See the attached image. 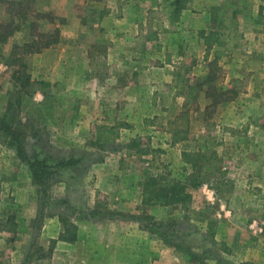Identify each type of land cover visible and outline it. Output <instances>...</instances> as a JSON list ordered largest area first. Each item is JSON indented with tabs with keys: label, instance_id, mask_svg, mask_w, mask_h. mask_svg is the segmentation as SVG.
<instances>
[{
	"label": "rangeland",
	"instance_id": "rangeland-1",
	"mask_svg": "<svg viewBox=\"0 0 264 264\" xmlns=\"http://www.w3.org/2000/svg\"><path fill=\"white\" fill-rule=\"evenodd\" d=\"M2 23L0 264H264V0H0ZM181 70L204 81L190 104ZM151 176L186 183L190 209L145 204Z\"/></svg>",
	"mask_w": 264,
	"mask_h": 264
},
{
	"label": "trees",
	"instance_id": "trees-1",
	"mask_svg": "<svg viewBox=\"0 0 264 264\" xmlns=\"http://www.w3.org/2000/svg\"><path fill=\"white\" fill-rule=\"evenodd\" d=\"M177 3H179V0H175ZM25 17V16H20ZM36 23L33 22L32 26L35 28ZM17 30V28L13 27L11 23H2L0 25V41H6L10 36L13 35V33ZM42 36H45V34H41ZM40 35V36H41ZM60 41V35L57 29L54 30L53 33L49 34L46 41L40 40V37L36 40H32V42L29 43V49L28 51H36L39 52L41 49L49 47L53 43H57ZM26 46V45H25ZM177 77H175V82H177V87L180 90L179 94H183L185 96L186 104H190L192 101V98L196 97L197 91L201 90L202 85H204V81L195 84H188V78L183 76V70L180 72H177ZM208 81H210V77L208 78ZM38 85H44L49 86V82L45 81H37L35 82ZM183 83V85H182ZM187 89V90H186ZM221 94V93H220ZM206 96H208V92H206ZM218 103V102H216ZM170 134H171V141L172 144L186 141L190 137V117L188 115L179 117V119L170 120L168 122ZM13 133V132H12ZM97 140L99 143L107 144L111 141H113L117 137L116 127H103L97 130ZM13 143V142H11ZM19 151L23 152L21 148H18ZM149 151H152L149 148L139 149L137 151V154H146L149 153ZM188 155V154H184ZM70 163V162H69ZM37 165H41L37 162H30V166L33 168L35 179H39L40 181V175L36 172L35 168ZM162 178V176H161ZM160 178V179H161ZM162 180V179H161ZM163 181V180H162ZM159 183V179L151 176L147 180H144L140 183L142 186V194H143V202L147 205L153 204L155 201H163L165 204H182L183 208L190 209L189 203L192 201V195L188 191V185L184 182H181L179 180H175L172 178H168L165 182H162L159 187H156V185ZM200 184L199 181L194 182L191 186L197 187ZM194 214L198 215V217L203 216V212H198L196 210L191 209V218L198 219V217H195ZM3 228H7V226L4 224ZM76 239V237H68L64 233L59 236L58 239H53V242H56V240H64L72 242Z\"/></svg>",
	"mask_w": 264,
	"mask_h": 264
},
{
	"label": "crops",
	"instance_id": "crops-1",
	"mask_svg": "<svg viewBox=\"0 0 264 264\" xmlns=\"http://www.w3.org/2000/svg\"><path fill=\"white\" fill-rule=\"evenodd\" d=\"M54 219L56 220V222L58 224L59 219H57V217L51 218V220L47 222V225H45L46 236H48L51 239H58L61 233H60V230H58V228H54V222H55ZM88 234H89V232H88ZM78 238H79V235H78ZM81 239H83V241L85 240L84 233H82V232H81ZM70 246H72L71 243H68V242L63 241V240H60L57 242V249L64 250L63 253H61V254H64ZM14 255L16 256V258L19 257V255H17L16 253Z\"/></svg>",
	"mask_w": 264,
	"mask_h": 264
}]
</instances>
